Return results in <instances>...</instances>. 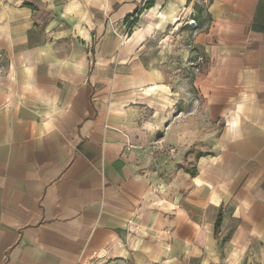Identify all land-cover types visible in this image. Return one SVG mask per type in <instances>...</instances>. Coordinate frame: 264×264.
I'll return each mask as SVG.
<instances>
[{
    "label": "crops",
    "instance_id": "0c3cea01",
    "mask_svg": "<svg viewBox=\"0 0 264 264\" xmlns=\"http://www.w3.org/2000/svg\"><path fill=\"white\" fill-rule=\"evenodd\" d=\"M149 1L0 0V264H264V0Z\"/></svg>",
    "mask_w": 264,
    "mask_h": 264
},
{
    "label": "rangeland",
    "instance_id": "374dc122",
    "mask_svg": "<svg viewBox=\"0 0 264 264\" xmlns=\"http://www.w3.org/2000/svg\"><path fill=\"white\" fill-rule=\"evenodd\" d=\"M158 142H154L151 143L150 146L148 147V149H146V156L147 158H149V160H153V161H157L158 159L160 160H164L166 159L167 161L171 160V158L173 159V154L170 152V154L167 153V150H158L159 148H157L158 146ZM145 151V149H144ZM152 161V162H153Z\"/></svg>",
    "mask_w": 264,
    "mask_h": 264
},
{
    "label": "trees",
    "instance_id": "16d2710c",
    "mask_svg": "<svg viewBox=\"0 0 264 264\" xmlns=\"http://www.w3.org/2000/svg\"><path fill=\"white\" fill-rule=\"evenodd\" d=\"M155 2H156V0H150L145 6V10L152 8L154 6ZM200 26H201V23L198 22V27H200ZM220 223H221V216L218 218L217 223H216L217 229L220 226Z\"/></svg>",
    "mask_w": 264,
    "mask_h": 264
},
{
    "label": "built area",
    "instance_id": "2783aa9c",
    "mask_svg": "<svg viewBox=\"0 0 264 264\" xmlns=\"http://www.w3.org/2000/svg\"><path fill=\"white\" fill-rule=\"evenodd\" d=\"M157 148H159V146H157ZM158 150H161L162 151V150H164V148H159Z\"/></svg>",
    "mask_w": 264,
    "mask_h": 264
}]
</instances>
